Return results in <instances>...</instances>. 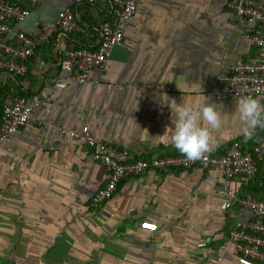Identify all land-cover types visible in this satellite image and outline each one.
<instances>
[{"label":"crops","instance_id":"1","mask_svg":"<svg viewBox=\"0 0 264 264\" xmlns=\"http://www.w3.org/2000/svg\"><path fill=\"white\" fill-rule=\"evenodd\" d=\"M229 1L137 0L103 66L63 88L54 80L65 77L64 50L96 45L101 21L115 17L111 0H38L27 17L9 21L37 36L41 23L69 7L76 28L38 43L23 76L0 73L10 93L40 100L32 121L0 142V264H261L241 259L227 237L237 221L251 218L238 198L264 200V162L253 177L232 179L226 193L213 169L147 170L123 178L93 210L88 202L105 168L66 132L87 126L136 158L179 155L171 129L164 134L171 108L174 114L180 103H207L221 127L210 130L215 146L203 154H224L234 141L247 147L236 99L214 95L231 65L255 51Z\"/></svg>","mask_w":264,"mask_h":264},{"label":"built area","instance_id":"2","mask_svg":"<svg viewBox=\"0 0 264 264\" xmlns=\"http://www.w3.org/2000/svg\"><path fill=\"white\" fill-rule=\"evenodd\" d=\"M38 0H0V73L22 75L27 61L33 56L38 43L46 41L56 32L66 33L76 28L74 12L65 7L57 12L54 20L43 22L37 36L21 30H13L10 20H21L28 16L30 8ZM97 2L99 0H83ZM137 0H112L117 7L118 22L105 21L99 26L100 38L94 47L69 48L64 50L65 77L54 80L57 88L68 83L88 80L89 71L100 68L106 62L111 48L123 38V23L133 15ZM227 6L233 11L236 22L243 26V38L253 47L254 53L247 58L237 59L224 76V82L214 89L218 99L234 100L239 96L264 98V0H230ZM11 34L12 41L4 39ZM39 99H28L24 95L6 96L0 104V142L31 122L32 112ZM74 139H81L91 151L94 161L106 171L103 184L95 191L88 207L97 210L116 190L125 177L141 174L147 170L168 171L177 169H213L222 176V193L228 192L232 179L243 176L251 178L260 163L264 162V133L243 137L247 148L234 141L224 154H202L201 158L188 160L183 154L158 153L148 158L133 157L125 148L105 142L92 135L87 126L67 129ZM238 203L250 211L248 221H237L228 234L227 243L247 261L264 264V200L251 195L238 198Z\"/></svg>","mask_w":264,"mask_h":264},{"label":"clouds","instance_id":"3","mask_svg":"<svg viewBox=\"0 0 264 264\" xmlns=\"http://www.w3.org/2000/svg\"><path fill=\"white\" fill-rule=\"evenodd\" d=\"M165 100L159 103L164 105ZM172 102L169 101V105ZM171 110L172 126L166 127L164 134L166 130L171 129L169 142L176 150L188 160H196L201 158L203 153L213 149L215 141L210 135V130L221 127V119L212 104L202 103L193 106L180 103L174 114L172 108ZM235 111L242 123L240 131L245 139L251 138L257 128L264 129V105L256 98L239 96L236 99Z\"/></svg>","mask_w":264,"mask_h":264},{"label":"trees","instance_id":"4","mask_svg":"<svg viewBox=\"0 0 264 264\" xmlns=\"http://www.w3.org/2000/svg\"><path fill=\"white\" fill-rule=\"evenodd\" d=\"M85 3H87V4H93V3H96V2H92V3H90V2H87V1H84ZM111 2H112V0H111ZM113 5V4H112ZM114 9H113V11L115 12V17L117 18V7H115L114 5L112 6ZM111 18V17H106L105 19H103L102 21H101V23H103V22H105V21H110V22H115L116 21V18ZM100 23V24H101ZM55 35H56V33L55 34H53L51 37H49L46 41H44L42 44H44V43H48L49 41H50V38H53V39H55L54 37H55ZM41 44V45H42ZM50 46L51 47H55L56 45H55V43L53 42V43H51L50 44ZM80 47H83V46H75V47H71V48H74V49H78V48H80ZM26 72V71H25ZM25 74V73H24ZM24 74H22V75H10V79H17L18 77H21V76H23ZM7 94H16V95H24L25 96V93L24 92H22L21 90H19V92H17V93H10L7 89H6V87H5V83H3L1 86H0V103H1V101H2V99L7 95ZM241 148L242 149H245V148H247V147H242L241 146ZM141 158H148V157H146V156H144V157H141Z\"/></svg>","mask_w":264,"mask_h":264}]
</instances>
